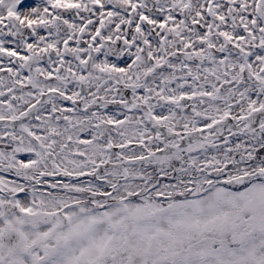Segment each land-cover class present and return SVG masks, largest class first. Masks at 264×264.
I'll return each instance as SVG.
<instances>
[{
	"label": "snow or ice",
	"instance_id": "obj_1",
	"mask_svg": "<svg viewBox=\"0 0 264 264\" xmlns=\"http://www.w3.org/2000/svg\"><path fill=\"white\" fill-rule=\"evenodd\" d=\"M0 264H264V0H0Z\"/></svg>",
	"mask_w": 264,
	"mask_h": 264
}]
</instances>
